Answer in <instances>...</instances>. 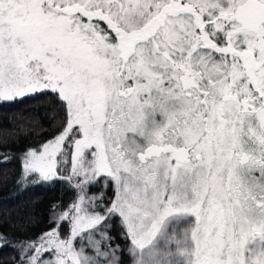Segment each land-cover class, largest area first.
<instances>
[{
    "label": "snow or ice",
    "instance_id": "snow-or-ice-1",
    "mask_svg": "<svg viewBox=\"0 0 264 264\" xmlns=\"http://www.w3.org/2000/svg\"><path fill=\"white\" fill-rule=\"evenodd\" d=\"M28 100L58 123L21 179L75 199L0 233L13 264H264V0H0V104Z\"/></svg>",
    "mask_w": 264,
    "mask_h": 264
},
{
    "label": "trees",
    "instance_id": "trees-1",
    "mask_svg": "<svg viewBox=\"0 0 264 264\" xmlns=\"http://www.w3.org/2000/svg\"><path fill=\"white\" fill-rule=\"evenodd\" d=\"M53 116L55 112H45L32 100L0 104V153L7 151L13 157L8 163H0V233L9 239L42 235L51 226L53 205H70L75 199L74 189L66 182L26 184L21 179L20 154L49 136L58 123ZM112 230L117 242L122 243L119 227ZM16 256L12 248H0V264H13Z\"/></svg>",
    "mask_w": 264,
    "mask_h": 264
},
{
    "label": "rangeland",
    "instance_id": "rangeland-1",
    "mask_svg": "<svg viewBox=\"0 0 264 264\" xmlns=\"http://www.w3.org/2000/svg\"><path fill=\"white\" fill-rule=\"evenodd\" d=\"M112 232H113V230H112Z\"/></svg>",
    "mask_w": 264,
    "mask_h": 264
}]
</instances>
